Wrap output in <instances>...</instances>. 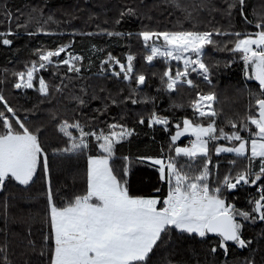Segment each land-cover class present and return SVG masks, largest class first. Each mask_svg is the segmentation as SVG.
<instances>
[{"label": "snow or ice", "instance_id": "snow-or-ice-1", "mask_svg": "<svg viewBox=\"0 0 264 264\" xmlns=\"http://www.w3.org/2000/svg\"><path fill=\"white\" fill-rule=\"evenodd\" d=\"M163 3L182 13L177 17L179 28L145 27L135 34L102 28L73 35L118 39L135 36L141 40L147 65L155 67L153 62L160 61L166 66L159 74L162 89L157 91L178 95L187 89L195 94L189 103L191 116L174 121L156 111L154 97L137 98L150 82L148 75L137 68V56L131 51L122 62L95 43L88 55L78 54L73 48L75 41L69 40L52 49L36 48L37 59L26 63L23 70L4 69V77L0 78V192L13 184L28 189L43 181L46 186V230L37 242L28 228L22 254L34 258L24 264H191L175 257L188 251L185 245L193 242L207 246L204 260L197 259L194 264H236L229 259L233 246L249 252L240 264H257L254 252L259 250L257 245L264 246V229L253 238L244 233L247 227L264 222V14L249 19L246 0H222L223 7H217L214 0ZM205 10L209 16L221 13L227 27L201 28L204 20L200 13ZM21 15L6 3L0 4V22L6 25L0 31V44L12 46L20 29L28 36L58 35L45 29L44 24L52 17L42 22V8H31L23 23ZM126 16L139 19L137 10L125 5L115 23L120 24ZM235 17L253 31L237 29ZM184 22L190 26L185 28ZM34 23L37 27L32 30ZM209 46L229 53L224 68L240 61L245 82H258L256 90L246 83L239 89L248 97L243 113L225 116L219 107L214 89L221 63H208ZM94 57L99 63L93 74L124 84V88L114 94L102 84L99 91L107 95L101 97L95 91L89 94L90 86L81 85L79 95L68 97L75 102L73 116L58 119L52 115L63 138V146H54L53 155L83 158L86 162L84 190L62 192L53 181L43 128L30 127L28 113L34 109H17L4 92L11 75L10 87L17 95L27 97L28 90H33L42 97L40 103L51 100L54 94L64 95L74 80L84 79L82 69L93 71ZM173 61L177 63L173 65ZM42 72H48L50 78ZM202 84L207 91L201 90ZM92 100H100L102 107L91 108ZM129 103L153 105L146 117L140 114L136 119L137 125L152 130L153 140L158 130L168 133L166 144H161L155 154H131L134 138L141 133L127 122L125 108ZM113 107L120 112L112 115ZM173 108L183 110L184 105L173 104ZM182 137L192 139L182 145ZM137 165L152 170L150 186L156 193L166 190L163 196L140 195L132 190ZM139 181L143 183L144 177L140 176ZM238 192L247 193L245 207L235 202ZM7 224L6 219L5 228L0 229L5 232L0 243V264H16L10 259ZM260 264H264V256Z\"/></svg>", "mask_w": 264, "mask_h": 264}, {"label": "trees", "instance_id": "trees-1", "mask_svg": "<svg viewBox=\"0 0 264 264\" xmlns=\"http://www.w3.org/2000/svg\"><path fill=\"white\" fill-rule=\"evenodd\" d=\"M186 2L191 4L195 0H186ZM5 3L13 11L23 14L20 17L21 23L27 18L28 9L34 5H40L42 8L51 12H59L71 7L79 8L80 6H84V8L83 10L76 9L70 15L65 14L60 16L59 24L55 21H48L44 24L46 30L58 33V35L47 36L39 33L36 36H28L23 29H20V35L13 38L14 44L12 46L9 47L0 44V78L4 77L5 68L10 71L23 70V66L26 63L31 60H36L37 56L34 54L36 48L46 47L52 49L60 43H68L69 40H74L73 48L77 53L88 55L91 44L95 43L103 47L105 51H111L122 62H126V55L129 51L137 56L135 61L137 68L148 75L150 82V86L144 88L143 95L137 97L138 99H143L144 95L154 97L156 111L161 115H168L174 121L183 115L191 116L192 109L189 107V103L195 94L187 89H182L178 95L175 93L170 95L163 90L158 92V88L162 89L159 74L165 70L166 66L160 61L153 62L155 67L145 63L141 40L136 39L135 36L131 39H118L107 38L106 36L86 37L73 35V33L90 32L91 30L95 31L96 29L102 28L134 34L145 27L153 30H173L179 28L180 25L177 23V17H182V13L164 4L163 0H0V4ZM214 3L217 7L224 6L222 0H214ZM125 5L135 8L139 19L133 16H126L121 20L120 24H116L115 20L119 18V13ZM253 13L256 15L254 16ZM260 14H264V0H246V15H248L249 19H256ZM89 15H91L92 19L89 18ZM200 15L204 20V23L200 25L201 28H210L213 25L227 27V20L219 12L212 13L215 19H212V16H209L206 10L201 11ZM148 17H151V19ZM41 20L43 22L45 19ZM85 20L88 22L84 23ZM105 20L108 23H104ZM209 20H212L211 24H208ZM233 22L239 30L253 31V28L242 23L239 17H235ZM183 26L187 28L190 25L184 22ZM12 27L15 28V21ZM36 27L37 25L35 23L31 25L32 30H35ZM5 28L6 25L0 22V31L5 30ZM128 45H131V47L129 48ZM208 52V63H221V70L215 77L216 87L214 89L220 101L219 107L223 108L225 116H234L237 112L243 113L248 97L245 92H241L239 89H242L246 83L253 90H256L258 88V82H245L242 62L240 61L231 64L228 68H224L223 62L228 59L229 53L217 52L211 49V46H209ZM93 59L95 60L93 71L89 72L86 67L82 69L84 79L79 81L77 85H72L69 89H65L64 95H61V97L57 98L54 94L51 100H44L43 103H40L42 97L33 90H28L29 95L27 97L23 94L17 95L10 87L13 79L11 75L8 76L9 88L4 92L10 103L17 109H34V111L28 113V118L31 121L30 127L40 126L43 128V143L49 154L53 181L55 186L59 187L62 192L71 193L82 192L84 190L85 184L83 177L86 162L83 158L69 159L63 156L53 155L55 151L54 146H63V138L61 135L60 138L57 135V120L52 118L53 114L58 118L57 110L54 107L62 106L67 114L73 116L72 109L75 108V102L68 97L70 95H79V88L83 83V85L90 86L89 94L95 91L101 97L107 95V93L99 91V86L102 84L106 85L114 94L118 88H124V84H116L112 79L105 81L103 77L95 76L93 74L96 71L95 64L99 63V60H96L95 57ZM153 72L157 73V75L153 76ZM45 75L48 79L49 73L45 72ZM0 89H2V86H0ZM201 90L207 91L208 89L202 84ZM124 94L127 95L126 88ZM173 104H183L184 108L183 110L175 109L173 108ZM90 106L95 109L102 107V104L100 100H92ZM152 108V104L143 103L137 105H131L129 103L125 108V111H127V122L130 126H135L137 131L141 133L138 138H134V142L131 145L132 155L145 152L155 154L159 146L167 142L168 133L158 130L155 132L156 139L153 140L151 129L136 124L137 116L143 114L146 117ZM119 112L120 109L118 108L113 107L111 109L112 115H116ZM19 114L23 116L25 113L21 111ZM111 122V118L109 117V123ZM225 130L227 131L228 129L226 128ZM181 143L182 145H186L187 139H182ZM124 151L128 153L129 149L126 147ZM135 171L138 173V176L132 180V190L135 193L140 195H164L166 190H162L161 193H156L150 186L149 174L152 172L151 169L145 168L143 165H137ZM140 176L144 177L143 183L139 181ZM45 188L46 186L43 181H37L34 186H30L28 189H25L24 186L13 184L6 191L0 192V229L5 228V220L7 219L6 234L9 240V250L12 254L10 259L15 261L16 264H24L25 260L34 258L22 254L24 244L27 241L28 228L31 227L33 233L32 239H35L37 242L42 238V231L46 230V224L44 223V217L47 211L44 195ZM236 195L239 197L235 200L237 206L245 207L247 193L238 192ZM5 202L7 208L4 207ZM262 229H264V222H258L255 225L247 227L244 234L248 238H253ZM4 239L5 232H0V243ZM185 247L189 250L175 257V259H184L194 264L195 260L199 259L203 261L207 255V246L205 245L193 242L186 244ZM256 247L259 250L255 251L254 255L257 264H260L261 258L264 256V246L257 245ZM248 255L249 252L247 249H238L233 246L229 259L234 260L236 264H240V261Z\"/></svg>", "mask_w": 264, "mask_h": 264}, {"label": "rangeland", "instance_id": "rangeland-1", "mask_svg": "<svg viewBox=\"0 0 264 264\" xmlns=\"http://www.w3.org/2000/svg\"><path fill=\"white\" fill-rule=\"evenodd\" d=\"M31 8H42V6H40V5H34V6H32ZM31 8H29L28 9V11L30 12V10H31ZM83 8H84V6H80L79 8H76V7H71V8H68V9H64V10H62V11H59V12H57V11H54V12H51V11H47L45 8H42L43 9V13H44V15H43V17L41 18V19H45V20H47V17L48 16H51L52 17V21H55V22H59V18H60V16H63V15H65V14H72V13H74V11L76 10V9H79V10H83ZM90 17H91V15H89ZM95 18V17H94ZM89 20V19H88ZM88 21L87 20H85L84 21V23H87ZM59 24V23H58ZM45 27V26H44ZM79 29V28H78ZM78 29H75V30H78ZM97 30H100V29H96L95 31H93V30H88V31H90V32H97ZM47 31H49V30H47ZM145 63H147L146 61H145ZM173 63V65H175L177 62L176 61H173L172 62ZM181 67H182V64L180 65ZM24 67V66H23ZM44 73L45 72H42L41 74L42 75H44ZM69 75H72V74H69ZM47 76L45 75V78H46ZM50 77H49V75H48V79H49ZM47 79V78H46ZM79 81H81V80H79V79H77V80H74L73 82H72V84L69 86V87H71L72 85H77L78 84V82ZM97 81H101V80H97ZM53 82H55V81H53ZM95 82V81H94ZM84 84V83H83ZM82 84V85H83ZM69 87H68V89H69ZM55 96L58 98V97H61V94H55ZM53 108V107H52ZM56 110H57V113H58V119H63V118H71L72 116H70L69 114H67V112L65 111V109H63V107L62 106H56V107H54ZM56 130H57V124H56ZM57 135H58V137L60 138V134L58 133V131H57ZM182 139H187V143H188V140L189 139H192L191 137H182L181 138V140ZM187 143H186V145H187Z\"/></svg>", "mask_w": 264, "mask_h": 264}]
</instances>
